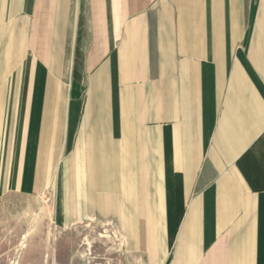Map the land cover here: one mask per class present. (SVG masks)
<instances>
[{"label": "crops", "instance_id": "crops-1", "mask_svg": "<svg viewBox=\"0 0 264 264\" xmlns=\"http://www.w3.org/2000/svg\"><path fill=\"white\" fill-rule=\"evenodd\" d=\"M43 196L104 264H264V0H0V200Z\"/></svg>", "mask_w": 264, "mask_h": 264}, {"label": "rangeland", "instance_id": "rangeland-1", "mask_svg": "<svg viewBox=\"0 0 264 264\" xmlns=\"http://www.w3.org/2000/svg\"><path fill=\"white\" fill-rule=\"evenodd\" d=\"M50 197L0 200V264H100L119 256L110 226L89 222L72 231L56 225Z\"/></svg>", "mask_w": 264, "mask_h": 264}, {"label": "built area", "instance_id": "built-area-1", "mask_svg": "<svg viewBox=\"0 0 264 264\" xmlns=\"http://www.w3.org/2000/svg\"><path fill=\"white\" fill-rule=\"evenodd\" d=\"M100 264H102V263H100ZM104 264V263H103Z\"/></svg>", "mask_w": 264, "mask_h": 264}]
</instances>
